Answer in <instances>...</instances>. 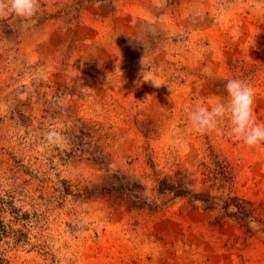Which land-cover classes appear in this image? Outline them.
Wrapping results in <instances>:
<instances>
[{"label": "rangeland", "instance_id": "obj_1", "mask_svg": "<svg viewBox=\"0 0 264 264\" xmlns=\"http://www.w3.org/2000/svg\"><path fill=\"white\" fill-rule=\"evenodd\" d=\"M39 4L0 16V264H264V143L184 110L238 78L264 123V0Z\"/></svg>", "mask_w": 264, "mask_h": 264}, {"label": "clouds", "instance_id": "obj_2", "mask_svg": "<svg viewBox=\"0 0 264 264\" xmlns=\"http://www.w3.org/2000/svg\"><path fill=\"white\" fill-rule=\"evenodd\" d=\"M39 8V0H0V16L7 12L27 21L37 14ZM224 87L227 100H218L211 107L203 103L185 106L193 131L199 134L220 131L218 124L227 120L228 135L234 141H242L249 148L264 143V123L256 122L253 108L255 92L251 85L241 79L231 78ZM252 226L256 227L255 224Z\"/></svg>", "mask_w": 264, "mask_h": 264}, {"label": "trees", "instance_id": "obj_3", "mask_svg": "<svg viewBox=\"0 0 264 264\" xmlns=\"http://www.w3.org/2000/svg\"><path fill=\"white\" fill-rule=\"evenodd\" d=\"M159 183H163V186H159V188L165 189L167 191L172 192L175 195H179V196H188L190 195L189 190L179 181H177L176 183H172L166 179H162L161 181H159ZM192 197V195H191Z\"/></svg>", "mask_w": 264, "mask_h": 264}]
</instances>
